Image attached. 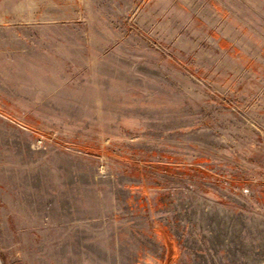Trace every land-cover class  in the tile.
Returning a JSON list of instances; mask_svg holds the SVG:
<instances>
[{
  "label": "rangeland",
  "instance_id": "rangeland-1",
  "mask_svg": "<svg viewBox=\"0 0 264 264\" xmlns=\"http://www.w3.org/2000/svg\"><path fill=\"white\" fill-rule=\"evenodd\" d=\"M0 264H264V0H0Z\"/></svg>",
  "mask_w": 264,
  "mask_h": 264
}]
</instances>
